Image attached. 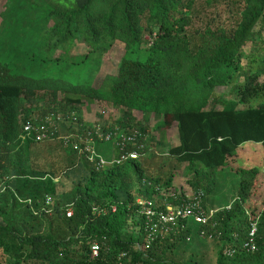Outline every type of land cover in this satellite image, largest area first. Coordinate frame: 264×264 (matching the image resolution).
Here are the masks:
<instances>
[{
  "label": "trees",
  "instance_id": "trees-1",
  "mask_svg": "<svg viewBox=\"0 0 264 264\" xmlns=\"http://www.w3.org/2000/svg\"><path fill=\"white\" fill-rule=\"evenodd\" d=\"M221 3L233 8L231 21L212 30L207 25ZM205 17L204 29L191 30ZM117 45L115 71L95 81ZM95 103L119 117L111 124L101 114L90 120ZM49 121V139H20L26 124ZM97 128L110 135L115 159L133 151L139 157L102 168L89 162L79 149L89 144L100 153ZM173 128L176 143L166 156L151 151L149 143L163 146ZM122 138H132L123 149ZM54 139L65 154L67 193H57L55 177L29 163L32 147L39 153V144ZM247 143L264 149V0H2L0 250L9 259L2 264H181L164 255L188 238L192 221H178L149 242L138 202L161 211L164 203L155 199L181 204L187 192L172 182L182 171L185 184L203 193L208 213L215 173ZM169 187L172 197L161 196ZM251 204L254 253L243 249L249 218L241 200L196 231L220 245L215 264H264V202ZM130 223L137 234L128 232Z\"/></svg>",
  "mask_w": 264,
  "mask_h": 264
},
{
  "label": "rangeland",
  "instance_id": "rangeland-1",
  "mask_svg": "<svg viewBox=\"0 0 264 264\" xmlns=\"http://www.w3.org/2000/svg\"><path fill=\"white\" fill-rule=\"evenodd\" d=\"M2 4V0H0V6ZM217 14L218 17L214 16L213 19L210 20L209 26L212 30L216 26H226L230 24L231 21V6L226 5L225 3H221L217 5ZM227 13V15H226ZM213 16V12H210V17ZM206 17L204 21L195 20L193 23V27L191 30H202L206 26ZM249 49H246L248 51ZM121 56V48L117 45L114 46L112 51L103 57L102 66L100 68V74L95 77V81L100 80L101 76L105 70L109 72H114L116 67V61ZM115 61V62H114ZM215 96L220 97L219 90L216 91ZM229 96V95H224ZM252 107H255L256 104L252 103ZM92 110L87 116L90 120L94 118L97 119V114H101L103 117L101 118V122H105L111 124L114 122L116 118L119 117L118 113H116L111 107L95 103ZM140 117V116H139ZM138 116H135L137 120H141ZM100 119V118H98ZM150 123H147L148 127L153 126L155 124V119H151ZM102 124V123H100ZM164 145L158 146V144L149 143L151 147V151L158 154L159 156H166L167 151L170 147L175 145L176 143V129L173 128L169 131L164 132ZM66 136V137H64ZM61 141H67V135L61 134ZM71 137L74 138L72 135ZM155 137V136H154ZM160 136H158V140ZM59 139H54L50 141L48 144H39V148L41 151L38 153L35 147L31 148L30 155L32 158L29 163L34 167L35 165L41 170H46L47 173L50 172L52 177L54 178V182H56L57 193H67L71 187V184L68 179L64 176V171L66 167L60 161L61 156H65L64 150L62 149ZM49 147V149L47 148ZM46 147V148H45ZM95 149V148H93ZM44 150L47 153H44ZM95 152V150H94ZM96 154V152H95ZM97 155V154H96ZM105 162V167L108 166L116 156V151L114 150L113 142H104L100 145V153L97 155ZM167 158V157H166ZM230 162L227 167L224 169H219L215 173L212 191L206 196V205L208 208L215 207L216 209L220 207H225L226 205H230L232 201L235 199L241 200L246 205V211L248 212L247 218H251L249 216L251 211H254L253 205L251 203L257 204L258 207L262 206L264 202V149L259 144L247 143L242 145L236 152L235 156L229 159ZM255 169L257 173L245 172L243 170ZM37 170V169H36ZM242 170V171H240ZM170 172V166H166L164 169V179L167 178ZM156 170L152 172L151 175L155 174ZM243 173V174H242ZM174 188L182 189L177 190L181 193H185L186 197L190 196L193 191L185 184L183 172L179 171L176 173V177L173 180ZM171 184V183H170ZM2 183L0 182V186ZM3 186V185H2ZM170 189H166V193L162 192L161 196L165 194V196H171L174 194ZM159 205L164 203V199H155ZM249 203L251 206H249ZM52 202L49 203V207L52 206ZM229 208V206H228ZM6 216V219H9ZM131 225V226H130ZM128 232H134L137 234V228H133L132 223H130ZM23 228V227H22ZM199 225L192 222V229L188 235V238H183L180 242L179 246L175 249L174 253H165L164 257L167 260H173L175 262H179L181 264H215V257L217 250L220 248V245L217 244L216 241L201 237L197 234V230ZM8 256L4 255L0 250V264L8 262Z\"/></svg>",
  "mask_w": 264,
  "mask_h": 264
},
{
  "label": "built area",
  "instance_id": "built-area-1",
  "mask_svg": "<svg viewBox=\"0 0 264 264\" xmlns=\"http://www.w3.org/2000/svg\"><path fill=\"white\" fill-rule=\"evenodd\" d=\"M52 125L49 126H41L39 129L35 130L36 139L43 140L48 138V128H51ZM32 131V127L30 125H26L24 127V134H30ZM98 139L103 140L104 142L109 141L110 135L103 134L100 128H97L95 131ZM80 141V139H78ZM128 140H132V138L124 139L122 138L121 149L124 148V142ZM67 143V141H65ZM84 142V141H83ZM65 143V144H66ZM84 148L79 149V153L84 154L85 158L91 162L95 163L94 161L98 160L96 164L97 167L102 168L105 167V162L98 157L93 147L89 144H83ZM76 147V146H75ZM139 155L137 152L133 151L130 153H126L120 156L118 160L112 161L109 165L113 163H120L127 159H137ZM172 197V196H170ZM203 198V193L201 191L193 192L190 196L186 197V200L183 201L181 204L177 205L176 207H172L167 203V200L164 201V211L159 210L160 207L153 206V203L150 201H142L138 202L141 206L140 215L143 220V227L144 231L147 232V239L149 242H154L156 238L163 234L168 235L173 226L178 221L184 220H191L193 223L200 226H204L207 223L209 216L212 215L213 212L205 213L201 209V200ZM250 216V215H249ZM257 232V218L254 220L249 217V230L247 233L246 241L243 243V249L246 252L254 253L256 252V245H255V237ZM98 251V246L93 244L91 247V252L93 256H96Z\"/></svg>",
  "mask_w": 264,
  "mask_h": 264
},
{
  "label": "clouds",
  "instance_id": "clouds-1",
  "mask_svg": "<svg viewBox=\"0 0 264 264\" xmlns=\"http://www.w3.org/2000/svg\"><path fill=\"white\" fill-rule=\"evenodd\" d=\"M45 123H47V122H45ZM49 124H51L52 125V127L51 128H48V138L47 139H49L50 138V129H55V126H54V124H53V122H51V121H49V123H47V125L45 124V126L47 127V126H49ZM26 125H29V124H26ZM25 125V126H26ZM24 126V127H25ZM31 126V125H30ZM24 127H23V129H22V132H21V137H20V139L22 140V141H25L26 139H29V137L32 135V136H34L35 137V139H36V134H35V130H37V129H39L41 126H39V127H33V126H31L32 127V131H31V133L30 134H24ZM34 134V135H33ZM47 139H43V140H47ZM37 140V139H36ZM114 160H117V159H114ZM113 160V161H114ZM112 165V164H111Z\"/></svg>",
  "mask_w": 264,
  "mask_h": 264
},
{
  "label": "crops",
  "instance_id": "crops-1",
  "mask_svg": "<svg viewBox=\"0 0 264 264\" xmlns=\"http://www.w3.org/2000/svg\"><path fill=\"white\" fill-rule=\"evenodd\" d=\"M228 206H229V205H226L225 207H220V208H218V209H216L215 207L208 208V206H207L206 203H205V208H206V210L209 211V212H215V211H218V210H221V209H225V208L227 209Z\"/></svg>",
  "mask_w": 264,
  "mask_h": 264
}]
</instances>
